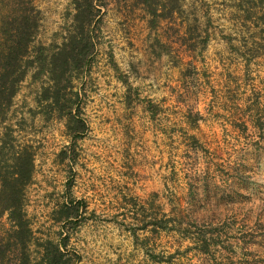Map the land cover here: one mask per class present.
<instances>
[{
  "label": "rangeland",
  "instance_id": "obj_1",
  "mask_svg": "<svg viewBox=\"0 0 264 264\" xmlns=\"http://www.w3.org/2000/svg\"><path fill=\"white\" fill-rule=\"evenodd\" d=\"M97 2L89 64L72 79L82 136L72 142L65 116L38 100L49 80L34 65L0 109L7 164L11 145L34 154L23 189L30 257L48 238L71 264H264V0ZM34 3L24 58L61 43L74 11L72 0ZM159 20L190 45L182 78L159 59L176 58ZM160 83H179L182 106L157 103ZM70 200L77 211L58 217ZM11 225L0 213L2 245ZM9 240L0 264L17 256L20 240Z\"/></svg>",
  "mask_w": 264,
  "mask_h": 264
},
{
  "label": "trees",
  "instance_id": "obj_2",
  "mask_svg": "<svg viewBox=\"0 0 264 264\" xmlns=\"http://www.w3.org/2000/svg\"><path fill=\"white\" fill-rule=\"evenodd\" d=\"M72 1L74 11L65 39L50 47L39 43L33 55L24 58L38 29L40 9L34 0H0V109L10 104L28 66L34 65V75L46 72L49 80L42 86L38 100L45 101L50 109H56L59 115L65 116L67 132L72 137L71 141L75 142L83 134L85 121L79 114L76 103L78 90L73 89L72 79L89 64L88 56L94 46L91 25L100 28L102 12L97 2L100 0ZM6 141L0 138V213L7 211L12 225L4 245L0 241V261L4 263L6 247L11 243L9 237L13 236L20 240L14 264H71V258L61 250L59 243L48 238L43 242L39 258L34 260L30 257L27 239L30 238L31 228L23 209V189L33 175L34 154L27 143L16 149L11 145V162L7 164L4 157ZM61 152L66 154L64 149ZM77 207L71 200L63 202L58 217L70 219ZM169 217L160 216L157 220L159 226L167 227ZM62 239L64 244L66 237Z\"/></svg>",
  "mask_w": 264,
  "mask_h": 264
},
{
  "label": "crops",
  "instance_id": "obj_3",
  "mask_svg": "<svg viewBox=\"0 0 264 264\" xmlns=\"http://www.w3.org/2000/svg\"><path fill=\"white\" fill-rule=\"evenodd\" d=\"M159 23L164 24L162 26L164 29L162 33H164V32L166 33L165 35L164 34L160 35L161 41L166 42L170 46V49H173V50L175 49L174 50L175 51L174 57H176L175 59H173V57L169 58L168 54L170 53V50H164L160 53L159 59H163V62H164L165 67L167 69H172L173 71L176 72L175 78H182L184 67L186 65H189V63L191 62V59L189 58V57H191V55L189 53V51H190L189 46L190 45L187 42V40H185V38H183L181 36L179 37V34L178 35L173 34V33L176 34L177 31L173 32V26H171L172 21H170V20H168V21L159 20ZM178 74H179V77L177 76ZM178 86L180 87L179 83H175V84L169 85V86L166 85L165 83H160L159 87H157L153 90V92L155 93L154 95H156L157 103L160 106L161 105L162 106L170 105L173 107L180 106V105L182 106L183 101H182V103H180L178 98L180 97V95H183V92H182L183 90L178 89ZM169 88H171V89H169ZM185 101L186 100L184 99V102ZM186 117L187 116L185 114L184 118H186ZM110 122L119 126L120 119L119 118H110ZM115 133H120V130L115 129Z\"/></svg>",
  "mask_w": 264,
  "mask_h": 264
}]
</instances>
